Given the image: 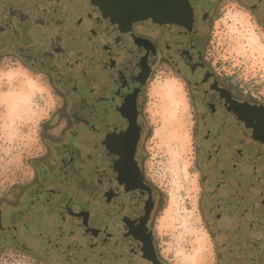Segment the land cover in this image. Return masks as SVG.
Here are the masks:
<instances>
[{"label":"flooded vegetation","instance_id":"obj_1","mask_svg":"<svg viewBox=\"0 0 264 264\" xmlns=\"http://www.w3.org/2000/svg\"><path fill=\"white\" fill-rule=\"evenodd\" d=\"M186 1L181 24L118 25L96 0H0V64L38 75L55 96L29 178L0 194L1 261L177 264L145 145V91L165 68L193 108L211 264H264V99L211 50L221 6L247 10L264 29V0Z\"/></svg>","mask_w":264,"mask_h":264},{"label":"rangeland","instance_id":"obj_2","mask_svg":"<svg viewBox=\"0 0 264 264\" xmlns=\"http://www.w3.org/2000/svg\"><path fill=\"white\" fill-rule=\"evenodd\" d=\"M213 24V52L234 82L264 99V29L235 4L221 6ZM0 64V194L29 178L38 153L40 122L53 109L54 92L36 74ZM147 171L163 195L161 232L177 264H211L210 242L198 211L194 118L185 82L165 68L145 91ZM7 258V257H6ZM0 264H27L14 260Z\"/></svg>","mask_w":264,"mask_h":264},{"label":"water","instance_id":"obj_3","mask_svg":"<svg viewBox=\"0 0 264 264\" xmlns=\"http://www.w3.org/2000/svg\"><path fill=\"white\" fill-rule=\"evenodd\" d=\"M114 23L129 24L131 20L151 19L165 24L183 23L190 19L186 0H96Z\"/></svg>","mask_w":264,"mask_h":264}]
</instances>
